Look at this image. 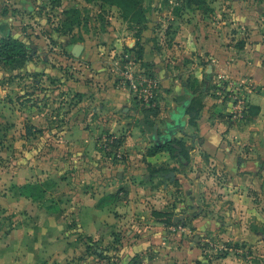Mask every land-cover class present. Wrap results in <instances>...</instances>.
Wrapping results in <instances>:
<instances>
[{
	"label": "crops",
	"instance_id": "obj_1",
	"mask_svg": "<svg viewBox=\"0 0 264 264\" xmlns=\"http://www.w3.org/2000/svg\"><path fill=\"white\" fill-rule=\"evenodd\" d=\"M142 42L140 57L134 52L138 44L134 39L126 37L120 44L126 49V59L134 72L144 70L142 64L147 63L148 70L160 81L161 89L156 97L158 111L149 120L154 122L153 130L144 124L147 119L136 109L131 91L118 85L114 75L110 78L104 73V58L99 51L94 53L85 45L76 65L78 71H71L72 76L67 79L53 67L44 69L31 61L26 64V72H44L55 83L36 94L53 99L69 95L80 101L71 106L64 118L46 115L40 119L53 126L42 130L46 141L51 143L56 161L59 157L65 162L75 158L78 150H85L81 155L86 157V162L71 166V170L76 174L88 173L90 168L86 163L90 161L91 143L104 137L123 141L107 171L115 170L117 177L121 174L118 186H129L126 196L123 191L117 194L114 211L107 207L100 209V197L95 195V189L82 193L79 186L69 198L73 200L69 216L60 210L50 213L45 209L40 213V263L66 264L82 251V243L74 239L78 234L94 242L102 239L105 244L113 240L116 233L121 237L116 264H205L202 245H198L202 237L239 241L246 236L245 231L260 240L253 250L259 252L260 246L263 247L264 258V232L251 231L256 224L264 226L263 61L252 51L246 81L254 91L248 96L249 109L243 120L232 121L216 101L206 96L198 117L191 124V114L186 110L191 97L185 83H179L181 74L175 69L173 73L164 71L158 64L160 56L151 44ZM72 48L68 49L71 53ZM237 123H241L240 127ZM157 130L164 134L156 135ZM154 133L159 146L174 140L182 142L186 155L181 150L174 154L163 150L150 155L149 151L156 144ZM50 157L40 162L41 180L52 171L64 172L65 165L52 168L47 163ZM148 169L153 173H148ZM27 171L31 173L30 167H26ZM156 177L164 178L166 184ZM109 185L108 180L104 181L103 191ZM131 208L137 209L136 214L141 212L142 224L128 230V222L133 220L130 217L134 216ZM115 212H119L118 217ZM152 212L165 215L155 217ZM167 219L178 225L166 227L164 220ZM68 220L75 225L63 228L62 224ZM18 234L17 230L8 233L6 243L14 244ZM238 254L230 255L219 264H251L248 261L251 257L245 259Z\"/></svg>",
	"mask_w": 264,
	"mask_h": 264
},
{
	"label": "rangeland",
	"instance_id": "obj_2",
	"mask_svg": "<svg viewBox=\"0 0 264 264\" xmlns=\"http://www.w3.org/2000/svg\"><path fill=\"white\" fill-rule=\"evenodd\" d=\"M205 2L202 8H186L185 0H144L147 23L137 26L124 22L116 7L99 1L0 0V43L5 34L10 33L31 56V62L44 69L53 67L59 70L63 79L70 78L71 71H78L76 65L81 56L75 58L68 49L86 45L94 53L99 51L98 54L104 58L101 65L104 73L110 78L114 75L118 85L123 71L121 64L128 63L127 51L120 41L126 37L137 41L135 53L139 52L142 41L150 43L160 56L158 64L163 70L173 73L175 69L177 74H181L179 83H185L191 102L199 103L200 107L197 105L196 108L200 109L206 96H209L221 110L226 111L225 103H220L222 94L220 96L219 92L228 87L254 91L246 81V68L252 61V51L264 63V0ZM27 63L18 60L0 63V264H56L39 261L42 260L38 234L42 229L40 213L43 214L45 209L50 213L60 210L69 216L72 200L69 198L79 186L82 193L95 189V195L100 197V209L107 207L114 211L117 194L123 191L126 196L129 186H118V179L122 177H117L115 170L108 172L107 168L116 160L117 149L123 141H119L116 147L113 140L105 137L91 143L90 161L86 163L90 168L88 173L76 174L71 170V166L86 162V157L81 155L85 150H78L75 158L65 162L59 157L56 161L51 143L44 137V130L53 126L44 124L40 119L46 115L49 118H64L70 113L71 106L80 101L69 95L53 99L36 94L55 83L44 72H26ZM142 65L157 82L151 102H143L133 95L136 109L144 116L145 110L157 105L156 97L161 84L158 77L148 70V64ZM232 94L230 90L227 96ZM48 107L49 111L44 112ZM147 118L150 120V115ZM237 124L240 127L241 123ZM162 134L157 130L156 135ZM47 156H51L47 163L52 168L63 165L65 168L63 173L52 171L41 180L40 162ZM26 167H30L31 173L26 172ZM148 173L153 172L148 169ZM106 180L110 185L103 191L101 186ZM157 181L167 182L164 178H157ZM96 185L100 188H95ZM136 211L130 209L134 216L130 217L133 220L128 222V230L142 224L139 218L141 212L136 214ZM118 213L114 215L118 217ZM152 215L159 217L165 214L152 212ZM164 221L166 227L178 225L169 219ZM62 225L63 228H70L75 223L68 220ZM13 230L20 234L14 244L9 245L6 237ZM251 231L264 232V226L256 224ZM244 233L246 236L239 241L224 242L222 238L209 236L202 237L199 242L197 240L198 245H202L205 264H219L238 253L241 258L251 257L248 259L251 264H264L263 247L260 246L259 252L253 250L260 240L246 231ZM117 235L104 244L102 239L94 242L78 234L74 239L82 243V251L69 258L66 264H116L117 245L121 240ZM25 236H29L26 241ZM13 245L15 248L10 247Z\"/></svg>",
	"mask_w": 264,
	"mask_h": 264
},
{
	"label": "trees",
	"instance_id": "obj_3",
	"mask_svg": "<svg viewBox=\"0 0 264 264\" xmlns=\"http://www.w3.org/2000/svg\"><path fill=\"white\" fill-rule=\"evenodd\" d=\"M86 3L99 1L105 5H109L112 7H116L121 12V19L124 22H127L128 24H136L139 25H145L147 23L146 21V13L144 8V0H83ZM205 0H185L184 7L186 8H202L205 5ZM137 47V46H136ZM137 57H140L142 54V49H139L138 53H135ZM15 60L22 61V62H29L31 61V56L26 53L24 50V47L22 44L13 39L10 35V33L5 34V39H3L0 43V63H11ZM196 101L190 103L189 107L186 109L187 112L191 114L190 122L191 124H194V120L199 115V103H195ZM152 105V104H151ZM199 105L198 108L196 106ZM150 106V105H149ZM157 107L151 106L144 111L145 118L147 120L144 121V124L150 129L153 130L154 128V122L149 121L147 118L148 115L150 117H155L157 114ZM114 144V147L119 145V141H112ZM167 151L170 154H174L177 150H181L182 154L186 155L185 146L182 142L178 140H174L173 142H166L164 145H158L155 144L154 148H152L149 151L150 155L157 154L161 151ZM21 195L24 196L23 192H21ZM32 200L34 198L29 197Z\"/></svg>",
	"mask_w": 264,
	"mask_h": 264
},
{
	"label": "built area",
	"instance_id": "obj_4",
	"mask_svg": "<svg viewBox=\"0 0 264 264\" xmlns=\"http://www.w3.org/2000/svg\"><path fill=\"white\" fill-rule=\"evenodd\" d=\"M122 65V74L120 84L127 87L131 93L143 102H151L154 98L157 82L145 70L134 72L129 63ZM231 90L232 95H228ZM240 91V93H239ZM232 90L230 87L219 92L221 98L220 103L225 105L228 117L235 122H239L245 118L249 109L248 96L251 90L245 89ZM226 95V96H224ZM225 100V101H224Z\"/></svg>",
	"mask_w": 264,
	"mask_h": 264
},
{
	"label": "water",
	"instance_id": "obj_5",
	"mask_svg": "<svg viewBox=\"0 0 264 264\" xmlns=\"http://www.w3.org/2000/svg\"><path fill=\"white\" fill-rule=\"evenodd\" d=\"M82 50H83V46H81V45H76V46H74L73 49H72V55H73L75 58H77V57L80 56ZM155 138H156V137H155V133H154V141H155L156 144L159 145L160 142H158V139H157V138L155 139ZM119 178H121V174H119Z\"/></svg>",
	"mask_w": 264,
	"mask_h": 264
}]
</instances>
